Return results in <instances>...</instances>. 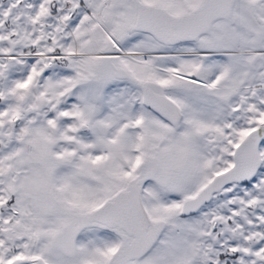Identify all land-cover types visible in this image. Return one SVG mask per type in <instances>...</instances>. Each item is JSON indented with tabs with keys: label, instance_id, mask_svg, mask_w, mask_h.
Here are the masks:
<instances>
[{
	"label": "snow or ice",
	"instance_id": "snow-or-ice-1",
	"mask_svg": "<svg viewBox=\"0 0 264 264\" xmlns=\"http://www.w3.org/2000/svg\"><path fill=\"white\" fill-rule=\"evenodd\" d=\"M0 264H264V0H0Z\"/></svg>",
	"mask_w": 264,
	"mask_h": 264
}]
</instances>
